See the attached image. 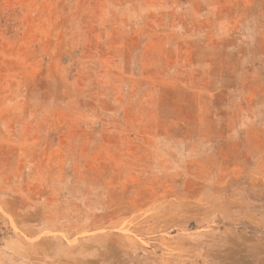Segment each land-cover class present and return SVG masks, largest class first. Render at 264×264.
I'll list each match as a JSON object with an SVG mask.
<instances>
[{"label": "rangeland", "instance_id": "1", "mask_svg": "<svg viewBox=\"0 0 264 264\" xmlns=\"http://www.w3.org/2000/svg\"><path fill=\"white\" fill-rule=\"evenodd\" d=\"M0 264H264V0H0Z\"/></svg>", "mask_w": 264, "mask_h": 264}]
</instances>
